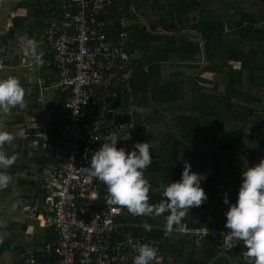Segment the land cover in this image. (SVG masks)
<instances>
[{
  "label": "crops",
  "instance_id": "1",
  "mask_svg": "<svg viewBox=\"0 0 264 264\" xmlns=\"http://www.w3.org/2000/svg\"><path fill=\"white\" fill-rule=\"evenodd\" d=\"M200 2L201 0L198 3ZM233 2L245 3L247 7L235 8ZM58 3L59 0H0V79L15 77L25 93L24 108L17 106L10 114L0 110V130L8 131L14 136L12 142L4 146L6 154L16 156L15 162L6 169L12 180L6 187L0 188V258L7 257L6 249L9 248L17 253L7 264H23L25 255H32L35 250L44 246L47 235L45 229L26 219L23 212L33 202L38 194L39 183L52 166V151L47 152L48 142L60 135L61 125L67 114L63 96L47 85V79L54 75V70L47 65L50 55L43 43V32L52 19L50 11ZM128 3L130 5L127 8L124 6L130 20L128 31L136 26L149 31L152 36L178 35L173 33L179 26L178 22L176 18H171L172 13L167 8L158 10L157 6H152V0H131ZM201 3L199 8L188 14L189 22L179 33L182 38L197 43L199 54L192 60L179 61L172 58L160 63L159 78L162 81L175 79L182 82V85H178L177 95L165 105V112L154 111L152 103L149 108H145L131 100L126 101L128 93L114 108H117L115 115H128L133 110L132 119L128 115L129 122L133 125L137 120H150L145 123L149 135L145 142L149 144L152 160L158 158L160 149L168 147L167 143L176 134V120L183 117V142L178 148L176 160H171L170 182L180 179L183 163L187 161L192 172L206 177L200 186L207 196V202L191 207L182 223L185 222L190 227L205 225L221 228L224 227V213L228 207L222 202L223 197L226 194L229 203L234 204L242 170L264 159V58L258 53L245 61H228L227 64L233 71L238 73L240 68L244 71L241 83L237 78L231 79L236 85L233 84L227 93L226 70L219 68V60L209 62L205 58L204 42L192 30V26L202 19H217L229 31L231 21H236L241 12L263 17L264 0L259 5L253 0H233L228 3V7L223 5L227 4L224 0H202ZM117 13L119 12L110 13L109 19ZM161 14L166 17V22L154 29L153 23ZM110 22L114 25L116 19ZM261 26L264 27L263 23ZM21 38L31 39L36 43V53L41 54V64H36L31 55L25 56L21 50ZM235 45L242 46L245 53L251 48L256 50L258 45L263 46L259 43L238 42ZM131 53L133 62L140 60L143 55L140 49ZM48 91H54L56 97L49 95ZM155 117L161 125L158 131L156 125L152 124ZM161 130L167 131L166 137L161 138ZM173 152L174 150H169V156H173ZM143 175L149 183L153 180L156 183L149 188L148 193L162 194L170 183L148 175V171ZM168 214L166 211L155 218L156 223L151 229L164 232L165 217ZM144 224L139 225L144 227ZM15 226L23 232H27L31 226H37L43 234H38L39 241L32 243L33 246H28V243L23 246L13 239ZM152 239V243L159 246V255L149 264H192L191 261L199 262L206 257L207 251L192 242L189 236L171 232L163 238ZM206 240L214 243L218 249L216 255L220 252L229 253L233 264H253L252 258L244 256L242 242L237 241L235 245H231L225 243L220 236ZM219 259H224L229 264L225 258Z\"/></svg>",
  "mask_w": 264,
  "mask_h": 264
},
{
  "label": "built area",
  "instance_id": "2",
  "mask_svg": "<svg viewBox=\"0 0 264 264\" xmlns=\"http://www.w3.org/2000/svg\"><path fill=\"white\" fill-rule=\"evenodd\" d=\"M130 1L59 0L43 32L50 55L47 65L54 70L47 85L63 96L67 114L53 143L54 163L23 216L54 233L53 241L39 249L53 256L51 264H132L134 244L145 241L132 235L143 226L120 222L124 209L108 201L103 182L94 176L87 182L88 173L82 169L111 133L117 135V148L128 150L134 144L133 123H115L117 108H111L115 99L121 103L129 93L133 75L130 20L124 11ZM115 11L120 15L113 25L109 18ZM128 115L132 119L133 110ZM183 224L187 231L173 233L189 236L199 247L228 231ZM23 264L37 263L28 254Z\"/></svg>",
  "mask_w": 264,
  "mask_h": 264
},
{
  "label": "clouds",
  "instance_id": "3",
  "mask_svg": "<svg viewBox=\"0 0 264 264\" xmlns=\"http://www.w3.org/2000/svg\"><path fill=\"white\" fill-rule=\"evenodd\" d=\"M20 44L26 57L31 55L36 64L42 63L33 40L21 38ZM24 94L15 77L0 79V110L10 114L17 106L24 108ZM13 139L12 133L0 130V188L6 187L12 180L6 169L15 162L16 156L7 155L4 146ZM117 141V135L111 133L106 142L92 153L88 167L82 168L88 173L85 180L90 183L94 176L103 182L108 201L126 208L133 216H160L167 211L165 234L187 231L182 219L191 207H198L207 199L200 186L206 177L192 172L191 165L184 161L180 179L167 184L162 192L164 199L150 204V185L143 175L152 163L148 142L134 143L131 149L126 150L124 147L117 148ZM222 202L228 205L224 213V228L228 231L222 234L223 241L231 245L242 242L244 256L252 258L253 264H264V159L242 170L235 203H229L226 194ZM144 228L151 230L146 222ZM134 248L137 254L132 258V264H149L157 257V249L147 243L137 241Z\"/></svg>",
  "mask_w": 264,
  "mask_h": 264
},
{
  "label": "trees",
  "instance_id": "4",
  "mask_svg": "<svg viewBox=\"0 0 264 264\" xmlns=\"http://www.w3.org/2000/svg\"><path fill=\"white\" fill-rule=\"evenodd\" d=\"M229 3L233 0H224ZM202 2V0H201ZM198 3L195 0H152V6H157L158 10H170L172 13L171 18H176L178 22V28L173 33H178V35H168V34H159L157 36H152L149 31L139 29L136 26H132L129 29V35L131 39V51L140 49L143 52V55L140 60L132 62L133 75L131 78V90L125 97L126 101L131 100L132 103L137 104L145 108L150 107L152 103L155 108L154 111L165 112V105L172 101L173 96L178 93V85H182V82H177L175 79H168L162 81L159 78V69L160 63L168 62L172 58H176L179 61L192 60L196 55L199 54L200 50L197 43L190 42L188 39L182 38L179 33L185 27V24L189 22L188 14L199 8L202 3ZM126 8L130 3H126ZM120 13L113 14L111 21L114 22L115 19L119 17ZM129 15V14H128ZM131 18L132 16L129 15ZM166 22V17L161 14L158 16L156 21L153 23L154 29L159 26H163ZM264 16L250 15L247 13L241 12L239 18L236 21H231V27L227 31V27L224 26L222 21L217 19H202L196 22L192 26V30L195 31L202 41L204 42V55L205 58L212 62L214 59L219 60V68L226 70L224 73L227 76L226 91L230 92L231 86L234 84L233 78H237L241 83L243 68H240V71L237 73L233 71L227 62L231 60H240L245 61L249 57H252L258 53L264 58ZM261 26V27H260ZM259 43L263 46L258 45L256 50H251L248 53H245L242 49V46L235 45V43ZM261 47V48H260ZM241 75H240V74ZM239 75L236 77L235 75ZM234 75V76H233ZM234 84L233 86H235ZM150 95V101L148 98ZM150 120L145 119V121L137 120L134 124L132 131V141L133 143L145 142L149 139L147 133L146 124ZM183 117H178L176 120V127H174L175 135L172 137L170 143H167L168 147L160 149L158 152V158L152 160V163L147 166L144 172L148 171V175L156 176L161 179L163 182L172 181V174H170L171 160H176V154L178 148L183 142V127H182ZM63 124V123H62ZM62 126V125H61ZM59 138V135L55 136L53 140L48 142L47 152L50 153L53 148V143L56 139ZM168 149V150H167ZM173 152V156H169V150ZM164 152V153H163ZM169 157L171 159H169ZM53 161V160H52ZM52 164L54 162H51ZM149 168V169H148ZM176 178V177H175ZM149 183V182H148ZM156 183L154 180L149 183L150 187H154ZM149 203L154 204L158 203L161 199H164L162 194H152L148 193ZM207 202L206 200L204 201ZM123 208V207H122ZM126 214L121 216L119 219L120 222H131V223H147L150 226L155 225L157 217L160 216H133L130 214L126 208H123ZM183 220V219H182ZM187 224V223H186ZM188 227H190L187 224ZM202 225L197 227L190 228H199ZM46 230V239L44 243L53 241L55 238L54 233L49 230ZM152 230V231H151ZM146 231L144 227L132 231L134 237H143L145 240L143 243H147L152 247L157 249V257L159 255V246H155L152 241V237L160 239L166 236V234L160 230L151 229ZM156 230V231H155ZM123 235V230H120V236ZM153 235V236H152ZM206 257L201 261H191L192 264H205L209 259L216 255L218 249L212 241L204 240L201 245ZM32 256L36 260L37 264H51L53 261V256L45 253L44 251H34ZM156 257V258H157ZM227 264L224 259H219L213 264Z\"/></svg>",
  "mask_w": 264,
  "mask_h": 264
},
{
  "label": "rangeland",
  "instance_id": "5",
  "mask_svg": "<svg viewBox=\"0 0 264 264\" xmlns=\"http://www.w3.org/2000/svg\"><path fill=\"white\" fill-rule=\"evenodd\" d=\"M253 1L259 5V2L261 0H253ZM229 4L224 3L223 5L228 7L227 5H229ZM232 4L235 8H245L246 9V7H247V4H245V3L239 4V3L233 2ZM48 93L52 97H56V93H54V91H48ZM141 113H144V112H141ZM152 124L156 125L155 128L157 129V131L159 130V128H161V125L158 123V120L156 117L154 118ZM159 133L161 134V138H164L167 135V131L165 132V130H161ZM29 224H31V223H29ZM36 227L37 226H31L30 229H32L33 231H31L29 229L27 232H23L20 230V228L18 226H15V233L12 234L14 241H18L19 244H22L23 246H26L27 243L29 244L28 246H30V247L33 246L32 243L39 241L38 234H43V231L40 229H37ZM27 248H29V247H27ZM6 253H7V257L2 256V258H0V264H4V263L7 264L8 262H10L12 260L13 256H17L16 250H14L12 248L6 249ZM8 253H11V254L8 255Z\"/></svg>",
  "mask_w": 264,
  "mask_h": 264
},
{
  "label": "water",
  "instance_id": "6",
  "mask_svg": "<svg viewBox=\"0 0 264 264\" xmlns=\"http://www.w3.org/2000/svg\"><path fill=\"white\" fill-rule=\"evenodd\" d=\"M119 100L120 99L117 98L112 102V108L116 107L119 104ZM108 101H109V99L107 100V102ZM107 116L109 119L112 117L111 113H109ZM114 121L116 123H125V122L127 123V122H129V117H128V115H114ZM219 258H225L229 264H233V261H232L230 254L226 253V252L218 253L210 261H208L206 264H212L215 260H217Z\"/></svg>",
  "mask_w": 264,
  "mask_h": 264
}]
</instances>
